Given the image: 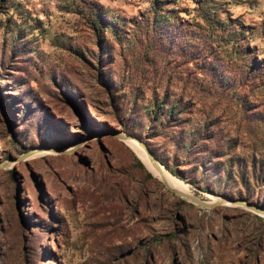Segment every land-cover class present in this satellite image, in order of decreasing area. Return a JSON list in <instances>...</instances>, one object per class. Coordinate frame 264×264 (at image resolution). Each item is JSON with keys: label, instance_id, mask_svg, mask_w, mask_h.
Instances as JSON below:
<instances>
[{"label": "rangeland", "instance_id": "1", "mask_svg": "<svg viewBox=\"0 0 264 264\" xmlns=\"http://www.w3.org/2000/svg\"><path fill=\"white\" fill-rule=\"evenodd\" d=\"M240 200L264 208V0H0V264H264Z\"/></svg>", "mask_w": 264, "mask_h": 264}, {"label": "bare ground", "instance_id": "2", "mask_svg": "<svg viewBox=\"0 0 264 264\" xmlns=\"http://www.w3.org/2000/svg\"><path fill=\"white\" fill-rule=\"evenodd\" d=\"M126 144L135 152V154L140 158V160L144 163L147 168L157 175V178L168 184L172 189L178 191L181 195L192 196L193 194H189L187 188L184 183L174 176L171 172H169L162 164L160 166H155L148 158L146 151L144 148L133 138L124 139ZM38 153V151H33L30 154V157ZM34 155V156H35ZM219 200V199H218ZM211 202V201H210ZM216 202V201H215ZM213 203V202H211Z\"/></svg>", "mask_w": 264, "mask_h": 264}, {"label": "water", "instance_id": "3", "mask_svg": "<svg viewBox=\"0 0 264 264\" xmlns=\"http://www.w3.org/2000/svg\"><path fill=\"white\" fill-rule=\"evenodd\" d=\"M114 136L118 137L119 139H127V138H133L135 139L143 148L144 150L146 151V154L149 158V160L157 167V166H160L161 163L158 162V160L156 159L155 155L153 154L152 150H150V148L139 138H136V137H133L125 132H113L112 133ZM34 151V150H33ZM33 151H30L28 152L27 154L25 155H22V156H19V158H24L25 156H27L28 154L32 153ZM164 183V182H163ZM164 185L171 191V192H174L175 194H178L180 196H182L183 198H186L192 202H194L195 204L201 206V207H211V206H215L216 204H219L222 202V199H219L217 200L216 202H213V203H208L194 195L192 196H186V195H181L178 191H176L175 189H172L168 184L164 183ZM238 204H241V205H246L247 202L244 201V200H240V201H237ZM248 206H250V208H252L253 210L261 213V214H264V208L262 207H258V206H254V205H250V204H247Z\"/></svg>", "mask_w": 264, "mask_h": 264}, {"label": "trees", "instance_id": "4", "mask_svg": "<svg viewBox=\"0 0 264 264\" xmlns=\"http://www.w3.org/2000/svg\"><path fill=\"white\" fill-rule=\"evenodd\" d=\"M174 107V106H173ZM173 107L171 108V109H169L168 111H169V114H174V109H173ZM140 163V165L142 166V164H141V162H139ZM166 166V165H165ZM167 167V166H166ZM169 169V171L173 174V175H177V176H179L178 175V172L177 171H175V170H173V169H171V168H168Z\"/></svg>", "mask_w": 264, "mask_h": 264}]
</instances>
